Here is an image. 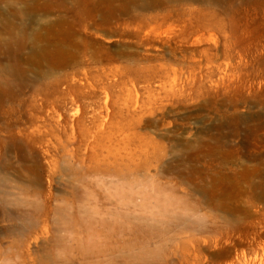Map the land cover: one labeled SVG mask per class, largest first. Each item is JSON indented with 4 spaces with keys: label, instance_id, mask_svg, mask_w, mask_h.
<instances>
[{
    "label": "rangeland",
    "instance_id": "obj_1",
    "mask_svg": "<svg viewBox=\"0 0 264 264\" xmlns=\"http://www.w3.org/2000/svg\"><path fill=\"white\" fill-rule=\"evenodd\" d=\"M113 2L0 4V25L13 22L24 43L21 61L0 31V264L253 257V233H264V0ZM55 23L67 39L48 31ZM94 117L114 123L113 149L139 155L117 191L66 153L72 119ZM231 219L239 233L226 237ZM119 224L113 239L94 235Z\"/></svg>",
    "mask_w": 264,
    "mask_h": 264
},
{
    "label": "bare ground",
    "instance_id": "obj_2",
    "mask_svg": "<svg viewBox=\"0 0 264 264\" xmlns=\"http://www.w3.org/2000/svg\"><path fill=\"white\" fill-rule=\"evenodd\" d=\"M3 1H5V0H0V4ZM109 1H110L111 4L114 3L113 0H109ZM157 3H159V2H157ZM153 5H155L153 2H149L148 1L146 4H144V8L151 7ZM112 6H111L110 9H112ZM47 7H48V9H47ZM94 8H96V7H94ZM94 8H92V9L87 11L86 15H87L88 18H91V16H93L92 15L93 14V10L94 11L96 10ZM36 9L37 10L38 9H42L45 13L47 11L51 10L49 8L48 4H46L44 7L41 6V5H39V6L37 5ZM19 14H22V10L17 12V15H19ZM76 15H79V14H76ZM85 20L86 19H84V18L82 19V21H85ZM59 23L62 24V21L60 20ZM70 23H72V22H70ZM103 23L104 22L102 20V22L97 23L96 25H97V27L98 26H102ZM15 26L16 25L13 22H10V21L1 22L0 31L3 32V33H6L7 35L10 36L1 45V47H5L6 51L11 52L13 49H15V45H16L17 46L16 51L20 52V54H19L20 56H19V58L17 57V59L22 61V45L24 44L23 41H22V31H21V35L20 36H18L17 38H14L13 37L14 36V30L16 31V29H17V27H15ZM48 31H50V32L51 31H55V34H58L63 39H67L69 37V35H70L69 31L62 30V29H60V27L58 28L57 23H55L54 25L48 26ZM56 44H57V42L54 44V46ZM40 51L47 52L48 49L45 46ZM1 100L3 101V96L0 97V101ZM91 124H93V127H90L85 122H80L79 120H77V118H73L72 121H71V124H70L71 134L67 135V139L69 140V142L72 145L74 143L76 144V149H73L75 153L74 154L72 152L70 153L71 148L69 149L68 145L66 146V143L64 144L62 142L64 144L63 147L66 148L65 150H67V148L69 149L68 150L69 153L68 152H66V153L69 155L70 160L72 159V161H75L80 166L81 170L83 171V174L89 173V175H91V176L97 178L98 180H100L103 183V186H106L108 189H110V188L112 189V187L113 186L115 187V185H116V187L114 189V190H116L117 189V183H119L121 180H123L124 177H126L127 175H131V174H133L134 171H136V169H137L136 167L138 165V160H139V158H138L139 155L136 152H133V151H129L126 154L122 155L120 152H118V151H116L115 149L112 148V141L115 138V131H114V128H115L114 126L115 125H114V123H106L103 120H101V119H99L97 117H94L92 122H91ZM64 127H66V125H64ZM260 141H262V140H260ZM259 147H261V146H259ZM256 149H257V146H256ZM229 177H230V179H232L231 176H229ZM121 182H120V184L122 185L123 182L122 183ZM131 185L132 184L129 183V186L132 188L133 186H131ZM136 185H137V183H136ZM159 187H160V185H159ZM162 187L164 188V186H162ZM153 190H155V189H153ZM109 191L110 190H108V192ZM111 191H113V190H111ZM116 191H114L115 195H116ZM112 194H113V192L111 193V195ZM262 195L264 196V192L262 193ZM110 200H111V198H110ZM118 201L120 202V200H118ZM118 201L116 200V201H113V202H110V203L113 204L116 209L117 208L119 209V207H121V204ZM262 213H263V216H264V209H263ZM233 221H234V219L227 220L228 224L225 225L226 234H227L226 237H232V236H235L236 233H239V232H237V229H236V227L238 225L235 224V221L234 222ZM122 225L123 224H119L118 226H113V227L111 226V228H110V230H111L110 234L111 235L110 234L109 235H105L103 232H99V231L94 233V235L97 236L100 240L103 239L102 241H104V240L107 241L108 239H113L111 237H113V236L117 237L120 234L121 229H122ZM130 229L132 231L136 230V229H133L132 227H130ZM138 230H140V229H138ZM158 230H159L158 234H157V231H156V234H157L156 237L160 238V237H162L165 234V232L163 230H160L159 228H158ZM152 232H155V231L152 230ZM253 232H255V231H253ZM142 234H144V233H142ZM102 236H103V238H102ZM224 237H225L224 234H220V237L218 239H222L223 240ZM151 238H152V236L150 234V239ZM100 240H99V245H100V242H101ZM97 242L98 241H96L95 243H97ZM251 246H254L253 251L255 252V255L253 257L247 259L246 258L247 255L241 257V254L239 255L238 253H236L234 256H230V259L228 261H226L224 263L223 262H219V263L217 262V263L218 264H264V254H259V250L264 251V233H256V232L253 233V240H252ZM131 252L132 251H128V253H131ZM93 255H95V257H100V258L103 257L105 259L107 257V254H106L105 250H103L102 248L101 249L99 248ZM17 258H18V255H17ZM30 258H31V256H30ZM22 259H24L23 255H22Z\"/></svg>",
    "mask_w": 264,
    "mask_h": 264
}]
</instances>
